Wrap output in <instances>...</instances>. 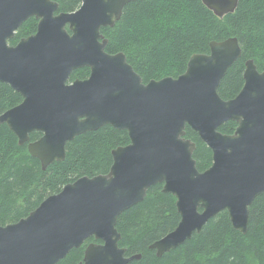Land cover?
Returning <instances> with one entry per match:
<instances>
[{"label": "water", "instance_id": "1", "mask_svg": "<svg viewBox=\"0 0 264 264\" xmlns=\"http://www.w3.org/2000/svg\"><path fill=\"white\" fill-rule=\"evenodd\" d=\"M135 0H81L72 12H58L52 0H0V82L22 101L0 114V124L45 169L65 158L75 136L103 125L125 130L129 143L112 150L106 174L83 176L45 198L28 216L0 226V264H56L89 242L77 264H127L118 246L119 214L140 202L147 189L162 183L175 197L177 226L149 247L157 256L181 245L221 211L232 226L247 230L249 206L264 192V72L245 62L243 85L229 100L217 88L240 57L236 38L211 42L208 54L190 56L176 78L143 83L123 52H106L101 28L112 27ZM222 18L238 0H201ZM36 31L10 45L29 18ZM88 68L87 78L70 81ZM227 121L233 134L218 128ZM197 133L212 151V164L200 172L193 158ZM41 136L29 142V135Z\"/></svg>", "mask_w": 264, "mask_h": 264}, {"label": "trees", "instance_id": "2", "mask_svg": "<svg viewBox=\"0 0 264 264\" xmlns=\"http://www.w3.org/2000/svg\"><path fill=\"white\" fill-rule=\"evenodd\" d=\"M58 12L76 10L81 0H52ZM37 20L29 18L8 42L15 45L36 31ZM107 39L106 52H123L128 64L143 83L184 73L191 55L208 54L211 42L236 38L240 57L227 69L217 88L218 95L234 98L243 85L245 62L251 59L264 72V0H238L233 13L222 18L213 14L201 0H135L128 3L112 27L101 28ZM88 68H79L70 81L83 80ZM21 95L0 82V114L18 105ZM237 127L227 121L218 130L233 134ZM41 134L32 132L29 142ZM185 137L195 143L193 158L202 172L212 164V151L188 126ZM129 143L125 130L103 125L75 136L65 145V158L42 169L31 156L27 143L19 145L16 136L0 124V226L28 216L49 195L80 177L106 174L112 164V150ZM162 183L150 186L145 197L122 211L116 223L125 255L139 254L127 264H264V192L249 206L247 230H236L227 211L211 218L199 233L161 256L149 246L172 231L180 220L175 197L162 191ZM90 242H98L90 238ZM86 243L72 248L56 264H77Z\"/></svg>", "mask_w": 264, "mask_h": 264}, {"label": "flooded vegetation", "instance_id": "3", "mask_svg": "<svg viewBox=\"0 0 264 264\" xmlns=\"http://www.w3.org/2000/svg\"><path fill=\"white\" fill-rule=\"evenodd\" d=\"M9 224H10V223H9ZM4 226H5V225H4ZM89 242H90V239L86 240L83 244L86 243V245H87ZM83 244H82V245H83ZM81 260H82V259H81ZM81 260H80V261H81ZM80 261H79V262H80Z\"/></svg>", "mask_w": 264, "mask_h": 264}, {"label": "bare ground", "instance_id": "4", "mask_svg": "<svg viewBox=\"0 0 264 264\" xmlns=\"http://www.w3.org/2000/svg\"><path fill=\"white\" fill-rule=\"evenodd\" d=\"M139 75V74H138ZM178 77V76H177ZM154 80V79H153Z\"/></svg>", "mask_w": 264, "mask_h": 264}]
</instances>
